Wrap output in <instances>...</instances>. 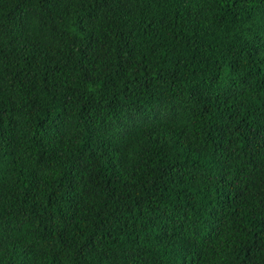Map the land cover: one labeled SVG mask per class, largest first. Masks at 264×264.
I'll list each match as a JSON object with an SVG mask.
<instances>
[{
	"label": "trees",
	"instance_id": "1",
	"mask_svg": "<svg viewBox=\"0 0 264 264\" xmlns=\"http://www.w3.org/2000/svg\"><path fill=\"white\" fill-rule=\"evenodd\" d=\"M0 264H264V0H0Z\"/></svg>",
	"mask_w": 264,
	"mask_h": 264
}]
</instances>
